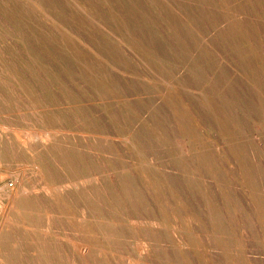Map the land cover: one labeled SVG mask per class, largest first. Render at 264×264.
Returning a JSON list of instances; mask_svg holds the SVG:
<instances>
[{
	"label": "rangeland",
	"instance_id": "rangeland-1",
	"mask_svg": "<svg viewBox=\"0 0 264 264\" xmlns=\"http://www.w3.org/2000/svg\"><path fill=\"white\" fill-rule=\"evenodd\" d=\"M50 158L95 193L2 197L3 264H264V0H0V185Z\"/></svg>",
	"mask_w": 264,
	"mask_h": 264
},
{
	"label": "bare ground",
	"instance_id": "bare-ground-1",
	"mask_svg": "<svg viewBox=\"0 0 264 264\" xmlns=\"http://www.w3.org/2000/svg\"><path fill=\"white\" fill-rule=\"evenodd\" d=\"M11 132H12V130H11ZM12 133L14 134V138H15L13 143L15 145H17L19 148H21L25 151H28V152H33L35 148H40V151L46 150L49 142L51 141V139L53 137V133L50 129H41V130L38 129V130H34V131H29V132L13 131ZM34 140L38 141L37 145L36 144L32 145V142ZM55 164H56V161L53 160L52 158L45 159L44 163L41 161H34L33 162V167L35 168V170L39 174V181L40 182H39V185L37 187H32V189H26L25 187H19L18 189H15V187H14V189H12L8 192L5 188V186H1L2 185L1 184L0 185V204H1L2 197H8L10 199V201H9L10 207L16 209L15 208L16 207V205H15L16 201L15 200H17L18 197H20L23 194H26L28 192H31L32 194H34L35 198L36 197L40 198L39 200L44 205H47V203L44 202L45 199H43V196L46 198H49V197H53L54 195L61 194V195H66V196L72 197L73 194H77V193H80L83 196L85 194L90 195L92 193H95L94 190L87 189L84 185L85 181L80 182L81 179H74V178L71 179L68 177L64 178L61 175H57L55 173V171L53 170V167H55ZM44 169L47 170L49 175L52 176L53 181L47 180L45 178ZM6 186H7V184H6ZM84 200H88V201H82L80 203H75L77 206H81V208L84 211H90V209H93V208H91V206H92L90 204L91 202H93L94 205L101 207V208H104L106 206L103 202L99 201L98 199L91 198V199H84ZM31 206H32L31 203H26V205L23 206L22 209H19V210L27 211V212L31 213L32 212ZM85 216L88 219H91V221H93L97 226H102V222H103L102 215L96 214L94 216V215L88 213ZM8 222H10V219L6 217L4 220V223H8ZM23 225L25 226V222H23ZM113 229H114V225L112 226L111 230H113ZM115 235H116V233L113 235L111 234L110 236L112 237ZM55 238L61 239V238H58L57 235H55ZM67 242L69 243L70 248L77 254V256L83 260L90 258V257H93L94 255H105L104 257L113 255L111 250L96 248L94 246V244H92L88 241H83V240H79V239L70 237V238H67ZM144 250H145V252H147V250H148V247L146 244L144 245ZM1 252H2V250L0 249V253ZM0 264H3V263L0 261ZM77 264H80V263H77Z\"/></svg>",
	"mask_w": 264,
	"mask_h": 264
}]
</instances>
